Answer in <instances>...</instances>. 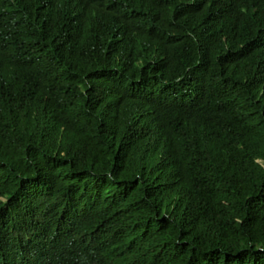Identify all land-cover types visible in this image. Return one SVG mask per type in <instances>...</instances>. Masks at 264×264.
<instances>
[{
  "label": "trees",
  "instance_id": "1",
  "mask_svg": "<svg viewBox=\"0 0 264 264\" xmlns=\"http://www.w3.org/2000/svg\"><path fill=\"white\" fill-rule=\"evenodd\" d=\"M0 264H264V0H0Z\"/></svg>",
  "mask_w": 264,
  "mask_h": 264
}]
</instances>
